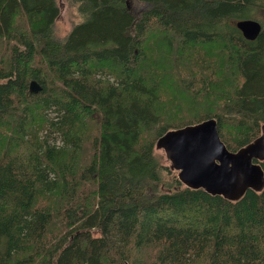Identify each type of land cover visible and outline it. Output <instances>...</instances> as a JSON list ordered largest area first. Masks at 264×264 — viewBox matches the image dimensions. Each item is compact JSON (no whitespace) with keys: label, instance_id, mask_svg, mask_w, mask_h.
I'll return each instance as SVG.
<instances>
[{"label":"trees","instance_id":"obj_1","mask_svg":"<svg viewBox=\"0 0 264 264\" xmlns=\"http://www.w3.org/2000/svg\"><path fill=\"white\" fill-rule=\"evenodd\" d=\"M139 1L70 0L58 38L56 0H0V264H264V187L187 188L154 146L261 134L264 28L236 22L264 0Z\"/></svg>","mask_w":264,"mask_h":264},{"label":"water","instance_id":"obj_2","mask_svg":"<svg viewBox=\"0 0 264 264\" xmlns=\"http://www.w3.org/2000/svg\"><path fill=\"white\" fill-rule=\"evenodd\" d=\"M236 26L248 39L262 29L252 19L240 20ZM29 88L35 92L39 85L32 80ZM154 146L162 150L169 168L187 188L238 201L248 190L260 192L264 187V173L258 163L264 159V126L257 138L236 151L228 150L221 141L213 118L170 129Z\"/></svg>","mask_w":264,"mask_h":264},{"label":"rangeland","instance_id":"obj_3","mask_svg":"<svg viewBox=\"0 0 264 264\" xmlns=\"http://www.w3.org/2000/svg\"><path fill=\"white\" fill-rule=\"evenodd\" d=\"M60 7V15L56 19L54 24V33L56 37L62 38L70 27L80 20L79 15L76 12V7L70 2V0H56ZM128 8L134 14H138L144 9V4L139 0H128ZM254 16L252 20H256L260 23L261 28H264V11L254 10L252 13ZM163 157L165 164L169 165V162L165 159L162 150H156Z\"/></svg>","mask_w":264,"mask_h":264}]
</instances>
